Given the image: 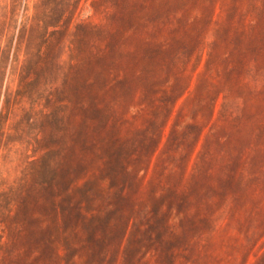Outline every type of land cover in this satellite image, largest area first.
<instances>
[{
    "label": "rangeland",
    "instance_id": "1",
    "mask_svg": "<svg viewBox=\"0 0 264 264\" xmlns=\"http://www.w3.org/2000/svg\"><path fill=\"white\" fill-rule=\"evenodd\" d=\"M0 264H264V0H0Z\"/></svg>",
    "mask_w": 264,
    "mask_h": 264
}]
</instances>
